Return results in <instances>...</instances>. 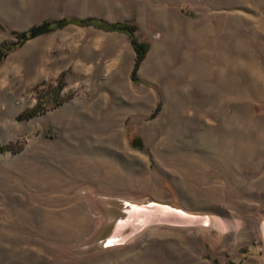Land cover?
I'll use <instances>...</instances> for the list:
<instances>
[{"label": "rangeland", "instance_id": "rangeland-1", "mask_svg": "<svg viewBox=\"0 0 264 264\" xmlns=\"http://www.w3.org/2000/svg\"><path fill=\"white\" fill-rule=\"evenodd\" d=\"M0 50V264H264V0H0Z\"/></svg>", "mask_w": 264, "mask_h": 264}, {"label": "trees", "instance_id": "trees-1", "mask_svg": "<svg viewBox=\"0 0 264 264\" xmlns=\"http://www.w3.org/2000/svg\"><path fill=\"white\" fill-rule=\"evenodd\" d=\"M67 21H68L67 19H62L61 21H53V22L45 21L42 25L32 27V28H30L24 32H21V33H17L16 37L21 42V41H24L26 39L32 38L38 34L48 32V31L52 30L53 28L66 23ZM119 28L129 35V37L131 38V41L135 47L136 62H135V68L133 70V76L135 77V75H136L135 71H136L138 65L141 63V61L145 57V54H146L147 49H148V44H147V42L140 41L138 39V37L136 35L137 26L135 24H133L132 22H125L123 24H119ZM3 55H4V53L2 52V50H0V58H2ZM37 112H38V110L34 109V110L30 111L29 113H26V115H24V117L28 118L30 116H34ZM133 143H134V146H136V147H139V148L142 147V143H140L138 141H134ZM8 150H14L13 144L8 143V144L0 145V152H5Z\"/></svg>", "mask_w": 264, "mask_h": 264}, {"label": "water", "instance_id": "water-1", "mask_svg": "<svg viewBox=\"0 0 264 264\" xmlns=\"http://www.w3.org/2000/svg\"><path fill=\"white\" fill-rule=\"evenodd\" d=\"M175 210L178 211L176 208H175ZM179 212H181V211H179ZM115 241H116V240H115ZM112 243H113V241H112L111 239H108V240H107V244H112Z\"/></svg>", "mask_w": 264, "mask_h": 264}]
</instances>
